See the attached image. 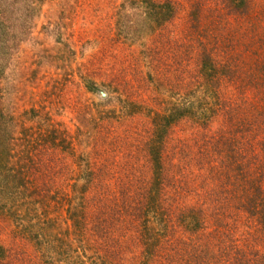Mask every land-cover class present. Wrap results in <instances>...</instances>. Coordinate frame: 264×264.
Segmentation results:
<instances>
[{"label": "rangeland", "instance_id": "374dc122", "mask_svg": "<svg viewBox=\"0 0 264 264\" xmlns=\"http://www.w3.org/2000/svg\"><path fill=\"white\" fill-rule=\"evenodd\" d=\"M246 1L0 0V264H264V0ZM178 100L205 118L159 140Z\"/></svg>", "mask_w": 264, "mask_h": 264}, {"label": "trees", "instance_id": "16d2710c", "mask_svg": "<svg viewBox=\"0 0 264 264\" xmlns=\"http://www.w3.org/2000/svg\"><path fill=\"white\" fill-rule=\"evenodd\" d=\"M229 1L234 2V4L232 3L231 5L239 13H247L248 12V5H247L246 0H229ZM167 5L169 6V7H167V11H165V12L154 11V12L150 13L149 16L152 17L153 20L156 21L157 23H158V21L161 24L166 23L167 20H170L172 18L171 16L175 13V11H173V7L171 6V4H167ZM159 17H161V18H159ZM14 24H13V27H14ZM13 27H12V25L10 27H8L6 25L5 29L7 30L8 28H10L13 31L14 30ZM3 38L5 39V41H12V42L14 41L15 42V39H12V38L7 36V32H6V35H3ZM206 68H208V67L206 66ZM163 114L164 115L156 114L152 117L153 118L152 123L155 126V133L157 134V137H159L158 138L159 140H162L164 138V136L168 133V131L171 130L172 127L174 126V124L177 123L178 121H181L183 119L188 120V119L193 118L195 116L202 118V119L205 118V116L203 115L205 113L195 112L194 104L190 103L188 101H185V100L184 101L178 100V101L172 103L170 106L167 107L166 112ZM202 143H204L206 149L209 152L211 151V149L217 150L220 147L219 144H217V143H215L216 145L211 144L209 142H202ZM154 146L155 147L152 148L151 150H152V154H156V157H157L156 161L158 163V159L160 158L159 154H158L159 150L156 147L157 146L156 143H154ZM227 153L228 152H226V150H225L223 154H227ZM240 164L243 166L242 162H240ZM181 165L182 164H180L179 167ZM160 168H161V165L158 164L156 166V169H155L156 181H155L154 186L151 187L152 199L154 201H158V198H160V190H161V184H162L161 178H160V176L162 175V172H160ZM172 168H176V169H173L176 171L173 172L172 175H166V185L170 188V189L168 188L169 191L172 192L174 190L175 196H182L183 191L185 190V187H186V183L188 181L186 178V172L187 171L182 169V166H181V168H178L177 166L175 167V165H174V166H172ZM163 183H165V180ZM236 184L238 186H241L240 178H238L236 180ZM263 194H264V192H263ZM261 200L263 201V199H261ZM75 201H76V199H75ZM216 202H217V200L212 199V198L205 200V203L208 206L215 205ZM263 207H264V202H263ZM250 211H251L252 215L254 216V213H255L254 210L250 209ZM188 217L191 218L190 223L195 224L196 230H200L202 223L200 224L199 221H202V216L196 215L193 213V214L189 215ZM188 217H186V218H188ZM197 219H198V221H197ZM261 227L264 230V224H262ZM147 236H148V234H145L146 238H147ZM2 250H3V248H0V255L1 256L3 254ZM238 252L239 251H236V254H234V257L237 259V262L239 261L241 264H245L243 262V260L250 261V258L245 257V255H242V256L237 255Z\"/></svg>", "mask_w": 264, "mask_h": 264}]
</instances>
